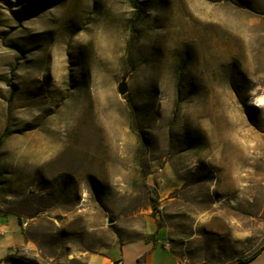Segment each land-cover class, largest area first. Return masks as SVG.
Returning <instances> with one entry per match:
<instances>
[{"label":"rangeland","instance_id":"1","mask_svg":"<svg viewBox=\"0 0 264 264\" xmlns=\"http://www.w3.org/2000/svg\"><path fill=\"white\" fill-rule=\"evenodd\" d=\"M5 129L0 264H82L150 221L180 264H247L264 249V0H0Z\"/></svg>","mask_w":264,"mask_h":264},{"label":"crops","instance_id":"2","mask_svg":"<svg viewBox=\"0 0 264 264\" xmlns=\"http://www.w3.org/2000/svg\"><path fill=\"white\" fill-rule=\"evenodd\" d=\"M148 233L154 235L147 241L135 240L111 247L105 252L89 253L82 264H180L177 256L164 241V234L154 221L148 223ZM264 249L247 264H264ZM139 258V261H138ZM118 261L117 263H114ZM256 264V263H255Z\"/></svg>","mask_w":264,"mask_h":264},{"label":"water","instance_id":"3","mask_svg":"<svg viewBox=\"0 0 264 264\" xmlns=\"http://www.w3.org/2000/svg\"><path fill=\"white\" fill-rule=\"evenodd\" d=\"M117 91L119 94H124L127 91L126 82L122 81L117 85ZM113 219L108 216L107 217V223H112ZM118 261H115L114 263H117Z\"/></svg>","mask_w":264,"mask_h":264},{"label":"trees","instance_id":"4","mask_svg":"<svg viewBox=\"0 0 264 264\" xmlns=\"http://www.w3.org/2000/svg\"><path fill=\"white\" fill-rule=\"evenodd\" d=\"M136 2H138L139 0H135ZM9 134V132H8V130L7 129H5L4 131H3V133H2V135L0 136V145H1V143H2V140H3V138L5 137V136H7ZM159 226V225H158ZM154 237V235L152 234L151 235V238H153ZM251 258H253V257H250V259ZM138 261H139V258H138Z\"/></svg>","mask_w":264,"mask_h":264}]
</instances>
